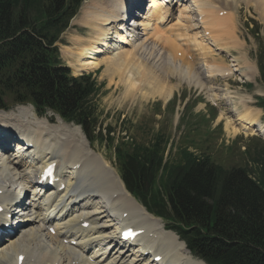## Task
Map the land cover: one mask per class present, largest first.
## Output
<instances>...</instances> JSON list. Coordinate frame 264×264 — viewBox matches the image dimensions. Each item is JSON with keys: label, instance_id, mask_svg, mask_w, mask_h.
<instances>
[{"label": "bare ground", "instance_id": "obj_1", "mask_svg": "<svg viewBox=\"0 0 264 264\" xmlns=\"http://www.w3.org/2000/svg\"><path fill=\"white\" fill-rule=\"evenodd\" d=\"M137 1L99 0L82 9L81 26L89 30L90 38L85 41L74 38L76 48L65 52L75 63L74 71L79 74L104 65V73L107 76L115 74L125 87L124 96L132 98L139 94L142 98L160 97L162 100L169 99L173 93V87H169L166 79L171 76L182 80L189 78V81L192 79L189 86L206 91L209 102L226 100L231 103L227 92L223 99H219L214 93L215 88H206L197 67L202 68L207 80L228 78L240 70L238 75L248 82L256 69L243 57L230 56L235 63L231 69L213 53H227L242 47L233 34L237 1L252 6L264 24V0H167L175 6L172 11L156 8L158 4L152 1L150 8H155L152 17H144L136 25L146 33L145 38L129 44L123 21L127 5H134ZM129 30L134 29L130 27ZM147 43H151L154 50L147 51ZM208 57L211 59L207 61ZM130 60L133 62L129 65ZM125 70L136 73L137 78L123 75ZM241 105L243 109L240 111L232 107L231 118H225L222 112L217 121L225 120L226 128L231 127L234 135L242 131L250 136L263 137L264 122L258 120L259 110L243 106L245 103ZM68 127L59 118L58 124L52 127L46 121L37 122L29 108L0 112V132L4 135L14 132L24 144L15 147L13 142L7 141L11 137L0 141L3 150L0 157V201L10 197L12 180L19 177V181L27 186L25 175L50 163L57 165L60 178L66 182V190L55 195L49 205H44L42 198L25 204L18 234L10 240L5 239L0 246V264H152L147 259L141 260L136 255L115 250L105 255L104 241L113 237V232L107 228L116 230L114 222L120 217L124 219L122 224L134 228L143 249L153 253V257L160 261L158 264H205L195 260L185 244L175 234L166 231L159 219L140 209L114 170L92 153L79 128ZM26 138L31 140L30 149V145L24 142ZM7 149L13 153L6 152ZM52 217L55 218V235L46 232ZM82 223H88L89 227L83 229ZM71 242L77 246L71 247ZM93 243H96L94 248Z\"/></svg>", "mask_w": 264, "mask_h": 264}, {"label": "trees", "instance_id": "obj_2", "mask_svg": "<svg viewBox=\"0 0 264 264\" xmlns=\"http://www.w3.org/2000/svg\"><path fill=\"white\" fill-rule=\"evenodd\" d=\"M82 2L0 0V110L31 104L112 147L113 130L99 126L94 80L72 78L55 46ZM258 67L264 84L263 53ZM167 145L159 135L113 145L127 191L206 264H264V152L251 162L255 178L248 165L226 170L185 148L166 158Z\"/></svg>", "mask_w": 264, "mask_h": 264}, {"label": "rangeland", "instance_id": "obj_3", "mask_svg": "<svg viewBox=\"0 0 264 264\" xmlns=\"http://www.w3.org/2000/svg\"><path fill=\"white\" fill-rule=\"evenodd\" d=\"M97 1L99 0L84 1L85 4H82V9L90 5V3ZM106 1L103 0V2ZM101 2H98V4H101ZM79 12L81 13H78L77 17L71 22L70 27L63 33L57 44L62 62L64 66L69 68L73 76L77 74L74 71L75 63L65 52L76 48L74 38H79L80 41L90 38L89 30L83 26V28L79 26L82 25L81 17L83 11L80 10ZM233 28L235 40L240 42L242 47L228 53L236 58H244L243 60H246L249 66L256 69V72L253 71V74L250 75L249 81H243V78L238 75L240 70L231 78L223 80L213 78L207 80L200 70H198L200 66L197 67V73L200 74V80H202L206 88H215L214 93L219 96V99H223L226 92L231 96L229 100L232 101L228 103L229 105H226V101L224 100L210 104L207 100V92L194 86H189L192 84V79L189 81V78L183 80L180 78V80L177 77L171 76V78L166 79L168 80L167 83H170L169 87H173L174 90L172 88L173 93L171 98L165 101L160 97L142 98L139 94L133 95L132 98L124 96L125 87L118 82L115 74L109 75V77L107 76L108 74L104 73V65L100 66L97 70L86 72L87 74H92L94 83L98 89L95 103L98 106L100 127L103 130L107 128L113 130V134L111 135L114 138L113 145H116L123 138L124 140H129V142L133 140L134 143L147 144L156 135L164 136L167 143H169L168 149H172V155L177 150L185 148L197 156L211 158L212 163L227 170L245 168L248 164V167H252L254 170L255 178L258 177L257 166H253L251 162L256 153L264 152V136H250L247 132L242 131H238L239 133L234 135L231 127L226 128L225 120L220 122L217 120L222 112L225 114V118H231L229 112L231 107H235L240 111L243 109L242 103H245L243 106L257 111L256 105L258 99H264V86L259 83L260 75L257 62L259 55L264 53V24L252 6L247 7L243 2L237 1V12L235 13ZM111 36H114V34ZM123 47L128 46L123 45ZM152 48L154 46L151 43L145 45L147 51ZM216 53L220 52L218 51L213 54ZM216 55L217 57H221L220 54ZM209 59L211 58L208 57L207 61ZM222 59H224V63L229 68L234 69L235 63L234 65H228L225 62L227 58L224 55ZM217 60L219 59L217 58ZM131 62L133 60H130L128 64L130 65ZM230 62L232 61L230 60ZM200 69L202 70L201 67ZM128 70H125L123 75H131L130 77L136 79V73ZM111 77L114 80H111ZM263 101L259 100L258 106ZM23 108H29L33 112L31 107ZM35 119L37 122L38 120L39 122L46 121L51 127L58 124V118L53 117L52 114H46V117L43 119L35 116ZM258 120L264 122V111H258ZM67 126L70 129L75 128L71 124ZM233 127L235 128L237 125H233ZM85 141L87 142L86 139ZM89 145L88 147H91L92 153L108 164L120 178L114 157V146H108L106 141H94L89 143ZM170 150H167V152L170 153ZM140 206L138 205L140 209H143ZM159 220L163 227L166 228L167 223L162 219ZM185 255L188 256V253L185 252ZM194 259L198 260V258Z\"/></svg>", "mask_w": 264, "mask_h": 264}]
</instances>
